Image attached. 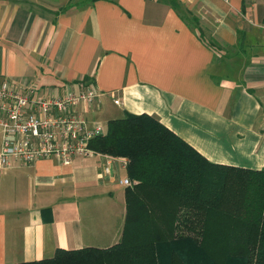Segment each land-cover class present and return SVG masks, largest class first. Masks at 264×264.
Here are the masks:
<instances>
[{"label": "crops", "instance_id": "1", "mask_svg": "<svg viewBox=\"0 0 264 264\" xmlns=\"http://www.w3.org/2000/svg\"><path fill=\"white\" fill-rule=\"evenodd\" d=\"M0 79L91 88L88 126L146 113L210 163L264 168V0H0ZM126 160L0 166V264L118 242Z\"/></svg>", "mask_w": 264, "mask_h": 264}, {"label": "trees", "instance_id": "2", "mask_svg": "<svg viewBox=\"0 0 264 264\" xmlns=\"http://www.w3.org/2000/svg\"><path fill=\"white\" fill-rule=\"evenodd\" d=\"M90 147L128 160L120 240L14 264H264V168L210 163L146 113L109 119Z\"/></svg>", "mask_w": 264, "mask_h": 264}, {"label": "built area", "instance_id": "3", "mask_svg": "<svg viewBox=\"0 0 264 264\" xmlns=\"http://www.w3.org/2000/svg\"><path fill=\"white\" fill-rule=\"evenodd\" d=\"M95 95L91 88L63 95L50 87L39 92L32 85L0 79V166L44 158L68 163L97 154L90 141L103 130L99 124L88 126L85 118ZM123 183L131 181L125 178Z\"/></svg>", "mask_w": 264, "mask_h": 264}, {"label": "rangeland", "instance_id": "4", "mask_svg": "<svg viewBox=\"0 0 264 264\" xmlns=\"http://www.w3.org/2000/svg\"><path fill=\"white\" fill-rule=\"evenodd\" d=\"M102 129H104L103 131H105V129H106V125L105 124L102 125Z\"/></svg>", "mask_w": 264, "mask_h": 264}]
</instances>
